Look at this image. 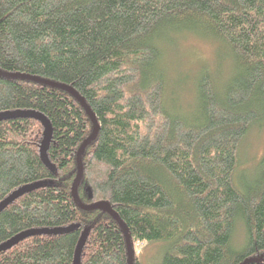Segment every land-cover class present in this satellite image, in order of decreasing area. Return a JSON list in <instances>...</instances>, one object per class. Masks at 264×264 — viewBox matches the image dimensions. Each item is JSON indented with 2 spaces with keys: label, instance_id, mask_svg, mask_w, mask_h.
Masks as SVG:
<instances>
[{
  "label": "trees",
  "instance_id": "trees-1",
  "mask_svg": "<svg viewBox=\"0 0 264 264\" xmlns=\"http://www.w3.org/2000/svg\"><path fill=\"white\" fill-rule=\"evenodd\" d=\"M177 34L211 42L229 75L205 63L179 86L162 68ZM0 72L69 87L93 114L77 195L118 216L132 264L140 243L166 244L161 264H264V151L251 179L239 157L249 131L264 133V0H0ZM12 112L47 119L51 168L41 122L0 119V203L27 189L0 211V245L66 231L28 236L1 250L0 264H73L83 235L78 264H128L118 223L72 197L92 132L82 106L64 90L0 75V114Z\"/></svg>",
  "mask_w": 264,
  "mask_h": 264
},
{
  "label": "rangeland",
  "instance_id": "rangeland-1",
  "mask_svg": "<svg viewBox=\"0 0 264 264\" xmlns=\"http://www.w3.org/2000/svg\"><path fill=\"white\" fill-rule=\"evenodd\" d=\"M176 36L177 38L171 45V51L167 53V49L165 48V58L162 68L165 69V71L167 70L171 77L177 78L176 82L179 86H183L184 83L191 84L199 67L205 63L210 68L212 74L214 73L218 76L222 75L224 79L225 76L229 75L231 71L230 64L226 62L219 51L213 55L214 45L211 44V42H198L196 38L191 35L184 37V35L179 36L177 34ZM212 56L216 58L215 61ZM211 58L214 66L213 63H211L210 66ZM190 96L191 94L186 86L181 88V98L183 101L188 102ZM261 126L264 128V124H261ZM246 137L247 140L240 146V169L242 168L243 177L251 179L254 176L256 161L259 156L261 158L264 151V133L260 132V130H253L249 131ZM243 239V230L238 226L233 235L232 243L234 246H240ZM164 245L162 243L150 245L140 243L135 245L140 264H161V259L166 249V244Z\"/></svg>",
  "mask_w": 264,
  "mask_h": 264
},
{
  "label": "water",
  "instance_id": "water-1",
  "mask_svg": "<svg viewBox=\"0 0 264 264\" xmlns=\"http://www.w3.org/2000/svg\"><path fill=\"white\" fill-rule=\"evenodd\" d=\"M0 75L2 76H6V77H10V78H20V79H27V80H31L37 83H41L44 85H49L51 87H55L61 90H64L66 92H68L71 96H73V98L82 106V108L84 109L85 113L87 114L89 120L91 121L92 124V132L90 134V136L82 143V145L80 146V148L78 149L77 152V177L74 180L73 186H72V197L74 202L76 203V205L84 211H93V210H100L106 214H108L109 216H111L120 226V229L122 230L123 234H124V238H125V242H126V248H127V254H128V264H132L133 259H132V249L130 246V242L128 239V235L127 232L125 230L124 225L122 224V222L120 221V219L118 218V216L112 211V209L110 208V206L105 203V202H99L96 204H90V205H85L82 204L78 198L77 195V188L79 186L81 177H82V167H81V156L84 152V150L86 149V147L95 139L97 132H98V125L96 122V119L94 118L93 114L90 112V110L88 109V107L86 106V104L80 99V97L78 96V94L76 92H74L71 88L66 87V86H62V85H58L55 83H51L48 81H44V80H40L38 78H33V77H28V76H19V75H9V74H4L0 72ZM31 117V118H35L36 120H38L39 122H41V124L44 127V138L40 147V157L43 161V163L48 166L49 168H51V166L48 164L47 158H46V148L48 145V142L50 140V125L47 121V119L38 114V113H34V112H12V113H2L0 114V119H8V118H12V117ZM26 188L20 191H17L15 193H13L12 195H10L7 199H5L4 201H2L0 203V211L3 210L9 203H11L15 198H17L19 195H21L22 193L26 192ZM89 197H91V194L89 193ZM62 231H66V230H30V231H25L22 232L18 235H16L15 237H13L12 239H10L9 241H7L6 243L0 245V251L1 250H5L10 248L11 246H13L14 244H16L17 242L21 241L22 239L28 237V236H32L34 234H47V233H59ZM84 235L81 237L76 250H75V254H74V260H73V264H78L79 260H80V254H81V249H82V243L84 240ZM257 260H246L245 262H243L242 264H248L250 262H256Z\"/></svg>",
  "mask_w": 264,
  "mask_h": 264
}]
</instances>
